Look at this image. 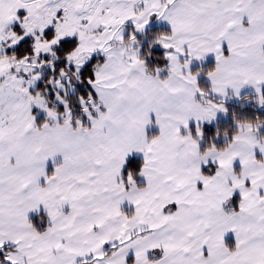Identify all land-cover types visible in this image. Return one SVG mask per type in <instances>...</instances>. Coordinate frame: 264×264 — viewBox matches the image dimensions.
I'll return each mask as SVG.
<instances>
[{
    "label": "snow or ice",
    "instance_id": "snow-or-ice-1",
    "mask_svg": "<svg viewBox=\"0 0 264 264\" xmlns=\"http://www.w3.org/2000/svg\"><path fill=\"white\" fill-rule=\"evenodd\" d=\"M0 264H264V0H0Z\"/></svg>",
    "mask_w": 264,
    "mask_h": 264
}]
</instances>
